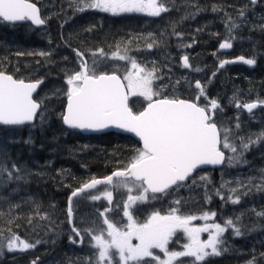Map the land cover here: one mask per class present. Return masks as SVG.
<instances>
[{
  "label": "rangeland",
  "instance_id": "obj_1",
  "mask_svg": "<svg viewBox=\"0 0 264 264\" xmlns=\"http://www.w3.org/2000/svg\"><path fill=\"white\" fill-rule=\"evenodd\" d=\"M30 1L39 6L41 17L46 20L45 26L37 29L27 23L9 25L0 20V62L10 63L13 69L25 72L19 77L15 76L16 72L11 73L10 75L16 79L43 80V86L34 99L41 102L40 112H43L45 118L41 121L38 114L27 134V130L15 129L19 126L1 127L12 128L7 131L0 128V150L8 153L6 160L9 168L15 163L23 169L19 172L22 179L9 180L7 174L0 175V192L9 186L7 189L14 186L26 188L24 185L32 181V177L36 174L47 180L53 168L50 165L53 163L51 155L59 156L55 160L60 161L62 165L69 163L68 154L76 155V160L70 162L69 166L82 173L85 172L84 174L91 178L97 174L87 170L90 167L89 163L102 168L112 160L113 153L120 156L117 146L115 150H107L99 145L100 141L96 138L79 137L81 134L77 131L61 130L56 127V118L61 110L63 114L66 104L67 75L80 68V61L73 49L80 51L91 63L93 59H100L99 56L92 55L100 49L106 56H111L118 48L123 51L127 47L128 55L136 58L141 66L151 70L155 64L158 68L156 75L162 76L163 80H155L154 89L160 84L167 85L162 91L163 95L188 99L200 105H206L207 100L208 102L216 100L220 105L215 111L218 123L236 130L235 126L239 122V135L245 138L255 139L257 133L264 131V109L248 114L236 108V104L243 100L264 102V0H256L255 4L251 0H165L166 7L170 10L161 13L158 17L143 13H122L114 16L98 10L95 13L91 10L78 12L74 10L75 5L72 4V0ZM242 11L243 16L240 15ZM229 19L237 25L238 32H243V35L238 33V36L232 39L233 36L226 27ZM249 30H254V35H259L262 41H252L245 35ZM223 39L224 41L232 39L230 54L233 56L242 55L250 59L254 57L253 71L231 68L214 77L206 72L207 63L213 61L214 55L217 54V44ZM120 40H123L122 44L119 43ZM150 43H153L151 49L148 48ZM41 52L48 55L41 56L39 55ZM185 56L189 58V68H185L182 63V58ZM219 58L223 56L219 55ZM112 65L120 66L116 74L121 78L131 68L127 61L105 59L100 70L113 73ZM197 67L200 71H196ZM30 76L36 78L33 80ZM197 80L200 81L205 93L198 101L196 98L199 90L195 88ZM128 98L129 106L134 112H139L147 104V101L138 95L129 94ZM23 135L25 136L22 140L26 137L24 143L32 145L28 150L21 146L20 140ZM58 139L66 143L65 150L61 148L62 141L59 142ZM29 140L31 142L26 143ZM17 143L19 144L15 145ZM236 143L239 145V140ZM12 149L17 150L15 155H11ZM102 149L107 152L101 151ZM62 150L65 152L64 155L60 154ZM24 151H27L26 159H29V162L22 156L21 160H18L19 153L22 154ZM39 154L42 156L40 157ZM45 154L50 158L44 157ZM226 154L232 155V153ZM92 157L101 162L96 163L97 160H92ZM244 159L247 160V164L228 167L227 163H224L217 170L196 172V185H193L189 179L184 183L186 186L178 190L175 187L168 190V195L147 193L148 199L145 202L132 204L130 211L138 223H143L154 211L161 215L168 214L172 207H176L172 202L179 199L184 214L199 216L204 211L215 212L214 221L222 225L227 218L235 220L239 217L242 235L236 236L231 229H228L221 237L224 244L218 246L222 251L221 257L209 256L199 264H223L226 263L225 260L239 263L248 254L252 255L250 261L253 264H264V216L257 215L258 212H264V192L253 188L248 195L242 196L239 204L222 201L215 194L222 182H231L235 186V181L242 180L247 183L250 177L255 178L256 183L260 182V170L264 169V142L259 146L252 145L244 154ZM22 160L24 161L21 162ZM15 174L13 172V175ZM200 176L208 178L206 186L211 196L209 201L205 199V182L200 180ZM103 191L104 189H100L93 194L100 195ZM132 194H137L136 190ZM0 197V208L5 204H11L12 197L2 196L1 193ZM127 197L126 190H113L112 203L109 204L101 195L100 200H95L98 203L95 205L96 208L88 203L92 201L89 195L79 198L74 204L77 227L86 229L92 227L95 222L97 229L106 230L104 220L99 214L94 213L96 209L101 210L102 207L111 209L106 212V217L114 220L119 227L125 226L128 220L123 215V208ZM153 197L157 198L153 199ZM0 213L3 212L0 210ZM50 217L52 215L48 213L39 214L38 219L31 218L25 220L23 224L22 222L11 224L5 234H0V264H33L36 259L39 260L36 264H86L85 257L91 256L92 260L96 259L92 254L97 250L89 246L91 238L87 235L79 248L66 243V246L61 247L60 233L63 231L66 234L65 240L69 238L67 227L61 228L60 222ZM212 222V220L208 221V223ZM191 223L192 226L198 227L205 221L197 219ZM12 235H19L20 239L35 244V247L23 251L19 249L9 251L7 240ZM200 239L206 241L208 233H201ZM37 240L40 241L39 244H36ZM187 243V236L180 231L171 237L167 247L170 251H184V245ZM225 248L227 251L223 250ZM111 251L118 262L115 249ZM152 251L161 259L165 258L158 249ZM132 264H156V262L150 257H145ZM173 264H195V262L194 258L184 256L176 258Z\"/></svg>",
  "mask_w": 264,
  "mask_h": 264
},
{
  "label": "snow or ice",
  "instance_id": "obj_2",
  "mask_svg": "<svg viewBox=\"0 0 264 264\" xmlns=\"http://www.w3.org/2000/svg\"><path fill=\"white\" fill-rule=\"evenodd\" d=\"M251 2L255 4L256 0ZM72 4L75 5L74 10L78 12L98 10L114 16L122 13H143L158 17L170 10L166 7L165 0H72ZM240 15H244L243 11ZM0 20L8 22L28 20L38 26L46 23V20L41 18L36 4L30 0H0ZM226 27L231 33L237 25L229 19ZM152 47L153 43L148 44L149 49ZM219 47L228 49L232 44L226 40L220 43ZM73 50L80 61V68L68 74L66 78L67 107L62 114L64 125L71 129L93 132L115 127L133 133L142 144V147L135 149V154L124 170H115L104 178L93 177L75 189L69 197L68 222L73 224L71 206L73 197L88 193L90 199L95 201L100 200L103 195L111 204L113 190L124 189L128 192L123 208V215L127 217L128 223L123 228L106 217V212L111 210L108 208L100 213L105 217L103 223L107 226L106 230L97 229L95 222L92 227L83 230L72 226L71 231L80 237L81 243L87 235L91 238L89 246L97 250L92 254L96 257L95 260H92L91 256L85 257L86 264H105L106 261L107 264H132L145 257H150L156 264H173L176 258L184 256L194 258L195 264H199L206 257L220 256L222 251L218 246L224 244L221 237L228 229L236 236L242 235L239 217L235 220L227 218L222 225L214 221L215 212L204 211L199 216L184 214L180 207L181 200L176 199L172 202L176 207H172L168 214L161 215L154 211L145 222L138 223L130 207L136 202H145L148 199L146 195L148 192L168 195L167 190L173 186L178 190L186 186L183 182L189 179L196 185L194 172L201 165L227 163L228 167H234L247 164L244 154L252 145L259 146L264 142V131L257 133L255 139L245 138L239 135V122L235 126L236 130L218 123L215 111L220 105L216 100H210L209 105L201 106L194 101L163 95L162 91L167 85L160 84L154 89L153 82L163 80L162 76L156 75L158 68L155 64L151 70L141 66L136 58L128 55L127 47L123 51L118 48L111 56H106L100 49L92 54L94 57L99 56L100 59H93L91 63L84 59L80 51ZM39 55L44 56L48 53L41 52ZM105 59L127 61L131 68L121 78L116 74L120 66L112 65L114 71L108 74L106 70H100ZM239 59L248 65L255 63L254 59L244 57ZM182 63L185 68L190 67L187 56L182 58ZM226 63L229 61H222L219 67L223 68ZM196 71L200 69L197 68ZM39 83L40 81L26 83L23 79H15L12 75L0 72V125H23L33 122L42 107L41 102L33 97ZM195 88L199 90L196 98L198 101L200 96L205 95L199 80L196 81ZM129 94L143 97L147 101V106L142 111L134 112L127 103ZM236 107H243L251 113L257 104L237 103ZM39 116L43 121L45 118L43 112H39ZM237 140L239 145L236 143ZM7 156L6 151L0 150V175L7 174L9 180L22 179L19 172L23 169L15 163L9 168ZM13 172L16 174L13 175ZM260 172L259 183H256L253 177H250L247 183L237 180L235 186L231 182H222L215 194L222 201L239 204L242 196L248 195L253 188L264 192V169ZM200 180L205 182V199L209 201L211 196L206 186L208 178L200 176ZM98 185L108 187L100 195L89 192L97 189ZM134 190L137 192L135 195L132 194ZM257 215L264 216V212H258ZM197 219L205 223L198 227L192 226L191 222ZM209 220L213 222L208 223ZM177 231H183L187 236L188 243L184 245V251H170L167 247L169 240ZM204 232L208 233L206 241L200 239V234ZM133 240L137 243L133 244ZM69 241L76 243L72 236H69ZM39 243L37 240L36 244ZM34 247L35 244L25 242L16 235L7 240L9 251L17 249L23 251ZM112 249L118 254V262ZM153 249H158L165 258L161 259L154 254ZM223 250L227 251L226 248ZM249 264L253 262L250 261Z\"/></svg>",
  "mask_w": 264,
  "mask_h": 264
},
{
  "label": "bare ground",
  "instance_id": "obj_3",
  "mask_svg": "<svg viewBox=\"0 0 264 264\" xmlns=\"http://www.w3.org/2000/svg\"><path fill=\"white\" fill-rule=\"evenodd\" d=\"M246 10V9H245ZM254 30H249V31H246L245 35L249 36L252 41H262V39L260 38L259 35H254ZM256 34V33H255ZM262 35V34H260ZM263 45V44H262ZM261 46V44H260ZM257 48V47H256ZM255 50V49H254ZM253 50V51H254ZM254 58V57H253ZM252 58V59H253ZM205 63V62H204ZM206 65V64H205ZM198 68V67H197ZM211 70V69H210ZM207 74V73H206ZM231 75V74H230ZM61 77V76H60ZM237 77V76H236ZM247 77V76H246ZM249 77V76H248ZM232 78V77H231ZM264 79V77H263ZM227 84V82H226ZM58 109V108H57ZM59 142H61L62 140L58 139ZM69 141V140H68ZM22 143V142H20ZM69 144V143H68ZM65 145L66 143L64 144V142L62 141V147L64 150L66 149L65 148ZM60 148V147H59ZM88 150V149H87ZM16 149H12V153L13 155L16 154ZM60 152V151H59ZM67 152V151H66ZM64 151L62 150L60 152V154L64 155ZM19 157H18V160H21V156L22 158L26 157L27 156V151H24L21 153H19ZM68 154V153H67ZM39 156L41 157L42 155L39 154ZM68 156V155H67ZM44 157L46 158H50V156H46V154L44 155ZM56 157H59V156H56ZM76 155H73L72 157H69L68 156V161L69 163L68 164H65V165H62L61 167L67 171H69L71 173V176L73 177L75 175V172L73 170H69V169H72L70 165V162H72L73 160H76ZM54 160L55 158H53V163H54ZM86 162V161H85ZM84 162V163H85ZM9 164V163H8ZM50 164V163H49ZM51 165V164H50ZM57 165V164H56ZM77 170V169H76ZM85 173V172H84ZM79 175V174H78ZM79 177V176H78ZM85 177V176H84ZM33 180L28 182L27 185H24L26 186V188L24 187H17V186H14L13 188L11 189H7L9 188L10 184L7 185L9 187L7 188H4L0 193L2 194V196H7V197H12V202L10 204V206H16L17 209L20 208L22 209L23 207H25L22 212H21V215H24L25 212L31 210L32 208V203L33 202H36V201H39L38 202V206L37 208L35 209L34 212L32 213H29V216L26 217L23 216L24 218V221L25 220H28V219H38L39 218V214H43V213H48L49 215H52V219L54 220H58L61 224V228L64 229V226L69 225L71 228L72 226L74 225V216H73V225L71 226L69 224V222L67 221L69 218H68V198L70 196V194L77 188H72L71 189V193L67 194L65 196L64 192H66V190H62V187H59L60 185H58L57 183H53L52 184V181L49 179L45 182L44 179L41 178V176L39 174H36L35 176L32 177ZM69 179V178H68ZM75 179V178H74ZM85 179V178H84ZM31 180V179H30ZM77 180V179H76ZM78 180H82V179H78ZM87 180V179H86ZM84 181V180H83ZM40 182V183H39ZM70 182V181H69ZM68 182V183H69ZM75 182V181H74ZM8 184V183H7ZM13 184V182H12ZM19 184V183H18ZM70 185V184H69ZM80 185V184H79ZM72 187V186H71ZM66 189V188H65ZM264 194V193H263ZM196 195V194H195ZM198 196V195H197ZM195 197V196H194ZM1 198V197H0ZM4 198V197H3ZM14 199H15V202H14ZM6 202V201H5ZM4 205V204H3ZM2 205V206H3ZM8 206V205H7ZM9 207V206H8ZM85 208V207H84ZM3 209L2 207L0 208V210ZM6 209V208H5ZM4 210V209H3ZM67 210V211H66ZM2 211V210H1ZM6 211V210H5ZM10 211V210H9ZM7 213V212H6ZM246 214V213H245ZM43 216V215H42ZM49 220V219H48ZM23 221V222H24ZM20 222V221H19ZM22 222V224H23ZM56 222V221H55ZM54 222V223H55ZM66 222V223H65ZM58 224V225H59ZM65 224V225H64ZM13 225V224H12ZM22 226V225H21ZM24 227V225H23ZM31 227V226H30ZM4 228V227H3ZM17 228V227H16ZM28 228V227H27ZM7 229V228H6ZM12 229V228H11ZM19 230V229H18ZM4 231L5 229L3 230H0V234H4ZM30 235V234H29ZM19 236V235H18ZM20 237V236H19ZM60 241L62 240L61 242V247H64L66 246V239L65 240V237H66V234L62 231L60 233ZM21 238V237H20ZM36 238V237H35ZM70 246H75L77 247L78 245V241H76L75 245H71V244H68ZM66 248V247H65ZM237 254V253H236ZM232 257V256H231ZM228 258V257H227ZM230 259V258H229ZM234 260V259H233ZM39 260L36 259V261L33 263V264H36V262H38ZM238 261V260H237ZM242 261V260H241ZM244 261V260H243ZM223 263V262H222ZM227 263V262H226ZM229 263V262H228ZM231 263V262H230ZM238 263V262H237ZM225 264V263H224Z\"/></svg>",
  "mask_w": 264,
  "mask_h": 264
},
{
  "label": "trees",
  "instance_id": "obj_4",
  "mask_svg": "<svg viewBox=\"0 0 264 264\" xmlns=\"http://www.w3.org/2000/svg\"><path fill=\"white\" fill-rule=\"evenodd\" d=\"M1 71H5L7 74H11V73H14L16 72L15 76L16 77H19L21 75H23L25 72H19L17 69H13L12 67H10V63H1L0 62V72ZM31 77V76H30ZM29 77V78H30ZM28 78V79H29ZM33 80L36 78V77H31ZM44 126V130H45V124L43 125ZM56 127L58 129H61V130H64L65 127L62 123V110L61 112L59 113V115L57 116L56 118ZM1 128V127H0ZM32 128V126L30 125H27V126H22V127H19V128H15V129H22L24 131H26V134L29 132V129ZM5 131H7V129H12V128H1ZM25 134V135H26ZM23 135L21 137V146L25 147L27 150L29 147H32L31 144H25L24 141H25V138L24 140H22V138L25 136ZM80 135V134H79ZM79 137H83L82 135H80ZM19 143L15 144V145H18ZM127 145V144H126ZM129 145L130 143H128V148L127 149H124V150H118V153H120V158L117 159V156L116 153H114L112 155V160H108V164H105V166H103L101 168V170L99 169V166H92L93 164H90V167L87 169L88 171H91V172H96L97 176L96 175H93V177H98L100 175H98V172H107V173H112L114 170H118V169H123L126 167V165L129 163V161L131 160L132 158V155L135 154V149L131 150V148H129ZM135 145V144H133ZM104 151V150H103ZM106 151V150H105ZM107 152V151H106ZM132 153V154H131ZM131 154V156L129 155ZM11 155H13V153H11ZM28 156V155H27ZM27 156L25 157V160L29 162V159H26ZM53 158H56V156H53L51 155ZM69 157H72L73 155H69ZM114 156V158H113ZM92 160H97L96 163H99L101 161H99L98 159H95V157H92L91 158ZM24 160H22L21 162H23ZM57 164V165H56ZM62 164L60 163V161L58 160H55L54 163H51V167L52 168V171L50 172V176L47 177V180H51L52 181V184L53 183H57L58 185H60L59 187H62V190H66V192H64L65 196L69 193H71V189L72 188H78L80 187L83 183H85L86 181L92 179L91 177H87V175H85L84 173L80 172L79 170H76V168H72V169H69L70 171L73 170L75 172V175L72 177L71 176V173L65 169H63L62 167ZM79 174V175H78ZM79 176V177H78ZM85 176V177H84ZM42 178V177H41ZM69 178V179H68ZM75 178V179H74ZM85 178V179H84ZM43 179V178H42ZM77 179V180H76ZM78 179H82V180H78ZM87 179V180H86ZM45 180V182L47 181ZM84 180V181H83ZM70 181V182H69ZM75 181V182H74ZM69 182V183H68ZM40 183V182H39ZM70 184V185H69ZM80 184V185H79ZM72 186V187H71ZM66 188V189H65ZM38 202L39 201H36V202H33L32 203V208L31 210L27 211L24 213V215H21V212L22 210L25 208L23 207L22 209L18 208L16 206H10V205H4V207H2L3 209L2 212L3 213H0V230H3L5 229L4 231V234L8 231L9 227L11 224H18V223H21L24 221V218L23 216L26 215L29 216V213H32L35 211V209L37 208L38 206ZM6 208V209H5ZM6 210V211H5ZM10 210V211H9ZM7 212V213H6ZM20 221V222H19ZM4 227V228H3ZM7 228V229H6ZM221 257V256H220ZM223 258V256H222ZM252 258V255H247L244 257V261H240L238 264H246L248 261H250ZM227 263L225 264H237L231 260H225ZM229 262V263H228ZM231 262V263H230ZM224 264V263H223Z\"/></svg>",
  "mask_w": 264,
  "mask_h": 264
},
{
  "label": "flooded vegetation",
  "instance_id": "obj_5",
  "mask_svg": "<svg viewBox=\"0 0 264 264\" xmlns=\"http://www.w3.org/2000/svg\"><path fill=\"white\" fill-rule=\"evenodd\" d=\"M91 12H93V13H95V12H97L96 10H91ZM238 33H240L241 35H243L242 33L243 32H238V28L236 27L235 29H233L232 30V32L230 33L233 37H237L238 36ZM233 39V38H232ZM231 39V40H232ZM230 40V41H231ZM122 41L123 40H120V44H122ZM222 42H225L224 41V39L223 40H220L219 41V43L217 44V49H216V52H217V54H215L214 55V57H213V61L210 63H207L206 61H205V63L204 64H206L207 63V69H206V72L208 73V74H210L212 77H214V76H217V75H220L221 73H223V72H226L228 69H231V68H241V69H245L246 71H253L254 70V64H253V67L252 68H247L246 66H243V65H238V64H234V65H231V64H225L224 65V67L223 68H220L219 67V65H220V63L222 62V61H224V60H227V61H232V60H234V59H236V58H238V57H245V56H242V55H239V56H233V54H230L231 53V51H232V47L231 48H228V49H220V47H219V45H220V43H222ZM219 55H221V56H223V58H219ZM245 58H247V59H250V58H248V57H245ZM86 61H87V59H86ZM88 62V61H87ZM215 64H217L216 65V68L214 67V65ZM211 69V70H210ZM213 73H215V75H213ZM108 74H111V73H108ZM118 75V74H117ZM245 103H257L258 104V108L256 109V110H254V111H252L251 113L250 112H246V113H248V114H253V113H255V112H257L258 110H261V109H264V102H260V101H249V100H243L240 104L241 105H243V104H245ZM205 104L206 105H209V102H208V100H207V102H205ZM201 106H205V105H201ZM237 108V107H236ZM237 109H240V110H242V111H244V108L243 107H240V108H237ZM245 112V111H244ZM216 119V118H215ZM95 138L96 139H98L100 142H99V145H101L102 146V148H105V149H112V150H115L116 149V146H117V152H118V150H124V149H127L128 148V143H130V145H129V148H133V149H136V148H138V147H141V145L134 139V138H132V137H128V136H123V135H119V134H116V133H114V132H111V133H107V134H103V135H100V136H95ZM127 144V145H126ZM133 144H135V145H133ZM115 146V147H114ZM105 149H102L101 151H105ZM114 154V153H113ZM116 156V155H115ZM113 158H114V156H113ZM120 158V156L118 155L117 156V159H119ZM101 167H99V169H100ZM207 170H211V169H207ZM110 173H107V172H98V175H100V176H98V177H96L95 176V178H99V177H103V176H108ZM196 173H194V175H195ZM106 187H108V186H106V185H102V186H99L96 190H94V191H92L91 193L93 194V193H95L96 191H98V190H100V189H105ZM89 194H84V195H82L81 197H83V196H88ZM80 197V198H81ZM77 200H79V197L78 198H76L75 200H73V202H72V210H73V213H74V204H75V202L77 201ZM89 204H91V206L92 207H94V208H96V204H98L96 201H91V202H88ZM111 208V207H110ZM67 211V210H66ZM103 211H105V207H102V209L101 210H95L94 211V213H97V214H99V216L104 220L105 219V217H103V216H101L100 215V213L101 212H103ZM68 221V220H67ZM74 225L77 227V223H76V221H75V213H74ZM127 225V224H126ZM66 227H67V230H68V235L69 236H72L73 237V239L75 240V241H80V239H79V237L78 236H76L75 235V233H73L72 231H71V227L69 226V225H67L66 224ZM124 227V226H123ZM123 227H121V228H123ZM194 227H196V226H194ZM81 230H83V229H81ZM177 232H180V231H177ZM201 235V234H200ZM83 243V242H82ZM82 243L80 244V245H77V247L79 248V247H81L82 246ZM132 243L133 244H135V243H137V241L136 240H133L132 241ZM66 244H71V245H75V243H71L70 241H69V238L66 240ZM79 244V243H78Z\"/></svg>",
  "mask_w": 264,
  "mask_h": 264
},
{
  "label": "water",
  "instance_id": "obj_6",
  "mask_svg": "<svg viewBox=\"0 0 264 264\" xmlns=\"http://www.w3.org/2000/svg\"><path fill=\"white\" fill-rule=\"evenodd\" d=\"M31 2V1H30ZM37 6V8L39 9V7H38V5H36ZM39 14H40V16H41V13H40V9H39ZM42 18V17H41ZM4 22H6V23H8V24H11V25H17V24H24V23H29V24H31L33 27H35V28H42L45 24H43V25H33L32 23H31V21H28V20H25V21H17V22H8V21H4ZM240 57H238V58H236V59H234V60H232V61H229V63H226V64H231V65H234V64H238V65H245L246 67H248V68H252L253 67V65H248V64H245V63H243L240 59H239ZM85 59V58H84ZM247 59V58H246ZM6 74V73H5ZM26 82V81H25ZM36 81H31V82H26V83H35ZM43 84V81L42 80H40V83L38 84V86H37V88H36V90L33 92V97L37 94V92H38V90H39V88L41 87V85ZM127 103H128V100H127ZM257 104V103H256ZM147 106V105H146ZM145 106V107H146ZM66 107H67V99H66V106H65V109H64V112L66 111ZM258 108V104H257V107L256 108H254L252 111H254V110H256ZM244 110H246L245 108H244ZM39 111H40V109L38 110V113H39ZM247 111V110H246ZM248 112V111H247ZM37 117V116H36ZM36 117H34V120H33V122H30V123H25V124H23V125H29V124H33L34 123V121H35V119H36ZM62 122H63V120H62ZM64 124V123H63ZM0 126H21V125H0ZM67 129H70V130H77V131H79V132H81L82 134H84V135H95V134H103V133H107V132H112V131H114V132H116V133H120V134H123V135H128V136H131V137H133L138 143H140V145H141V147H142V144H141V142L139 141V138L138 137H136L133 133H128V132H125V131H123L122 129H117V128H115V127H109V128H107V129H103V130H101V131H97V132H93V131H81V130H78V129H71V128H68L66 125H64ZM221 165H201V166H199L195 171H197V170H199V169H204V168H218V167H220ZM111 175V174H110ZM184 183V182H183ZM99 186H102V185H98L97 187H99ZM173 187H175V186H173ZM93 190H95V189H93ZM93 190H89V192H91V191H93ZM151 193V192H150ZM72 194V193H71ZM71 194H70V196H71ZM82 194H84V193H81L79 196H81ZM152 194H157V195H159V194H162V193H152ZM69 196V197H70ZM79 196H77V197H79ZM77 197H73L72 198V202H73V200L75 199V198H77ZM72 206V205H71ZM68 208H69V198H68ZM68 212V211H67ZM72 220H73V216H72ZM71 226L73 225V224H70ZM79 239H80V237H79ZM81 244V242H79V244L78 245H80Z\"/></svg>",
  "mask_w": 264,
  "mask_h": 264
}]
</instances>
